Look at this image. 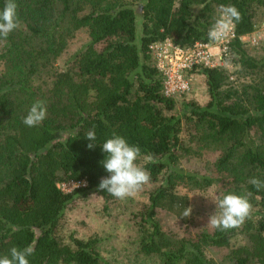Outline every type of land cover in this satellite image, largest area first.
<instances>
[{"label":"trees","instance_id":"obj_1","mask_svg":"<svg viewBox=\"0 0 264 264\" xmlns=\"http://www.w3.org/2000/svg\"><path fill=\"white\" fill-rule=\"evenodd\" d=\"M6 0H0V10ZM18 27L0 38V256L13 246L34 247L29 264H115L104 258L98 239L71 235L64 242L62 216L79 194L98 189L109 173L101 144L112 133L140 147L137 160L155 184L140 213L142 236L137 255L158 256L163 264H213L210 246H230L238 234L243 244L230 250L231 264H264V70L239 36L254 30L253 17L264 0H15ZM221 5L235 6L237 37L231 43L238 66L235 78L223 68L196 66L187 76L202 75L208 99L182 103L162 92L163 77L148 49L170 38L180 46L209 41ZM86 28L89 40L76 50L64 70L55 60ZM238 82V83H237ZM240 85V86H239ZM43 100L47 116L28 127L22 119L30 105ZM94 128L96 145L85 134ZM221 151L214 163L230 178L222 193L247 195L250 216L235 229L201 232L196 239L170 241L157 210L180 217L189 206L177 186L205 190L210 176L183 171L180 159ZM146 160V159H145ZM84 181L64 192L60 182Z\"/></svg>","mask_w":264,"mask_h":264},{"label":"rangeland","instance_id":"obj_2","mask_svg":"<svg viewBox=\"0 0 264 264\" xmlns=\"http://www.w3.org/2000/svg\"><path fill=\"white\" fill-rule=\"evenodd\" d=\"M220 14L218 15V19ZM254 30L242 38L247 52L260 60L261 69L264 70V7L257 9L253 17ZM89 40L86 28L78 29L73 40L66 46L55 60V68L64 70L67 61L73 53ZM228 65L223 68L230 74V79L235 78L234 73L238 66L233 59L228 60ZM1 70V66H0ZM238 83V82H237ZM190 91L175 100V111L179 112L182 103L194 100L203 104L208 99L205 79L202 75H191ZM240 86V85H239ZM220 150H205L201 156H186L180 159V164L185 172H196L210 176L213 183L205 190H192L185 185L177 186L179 192L187 193L189 206L192 212L187 223H182L172 214L163 210H157L156 217L160 222L162 230L170 241L179 239H196L201 232H211L206 223L209 215L215 211L212 201L215 195L222 193L230 183V178L224 173H218L214 169ZM141 166L146 163L144 158L137 160ZM71 184L65 188L71 192L81 186ZM85 185V184H84ZM155 184L148 183L134 197L119 200L113 197L108 201L89 191L75 197L64 210L62 216L61 235L64 242H70L71 235L81 239L96 237L98 249L101 255L115 264H163L158 256L137 255L138 242L142 236L139 228L140 213L148 203L149 192ZM243 244V235L238 234L230 243V246L207 248L208 255L213 264H231L230 250Z\"/></svg>","mask_w":264,"mask_h":264},{"label":"clouds","instance_id":"obj_3","mask_svg":"<svg viewBox=\"0 0 264 264\" xmlns=\"http://www.w3.org/2000/svg\"><path fill=\"white\" fill-rule=\"evenodd\" d=\"M240 19L241 14L235 6L221 5L220 19L209 29V39L225 38L229 24L233 21L238 22ZM18 26L15 0H6L3 9L0 10V38L6 39ZM46 116L45 102L36 100L30 105L22 122L28 127H35L44 121ZM85 137L90 141L87 147L93 148L96 145L94 128L89 130ZM100 146L105 153L101 164L109 175L100 179L98 189L119 200L136 196L151 179L150 173L137 163L141 155L140 147L129 144L123 136L116 133H112ZM145 159L146 162L156 163L151 156ZM249 182L257 189L264 188V181L257 177H252ZM212 201L215 204V211L209 215L206 223L212 229L228 231L239 228L250 216L252 205L247 195L232 192L219 193L212 198ZM191 212V206L184 207L180 217H189ZM33 253L32 245L24 248L13 246L9 249L8 255L0 256V264H29L28 257Z\"/></svg>","mask_w":264,"mask_h":264},{"label":"built area","instance_id":"obj_4","mask_svg":"<svg viewBox=\"0 0 264 264\" xmlns=\"http://www.w3.org/2000/svg\"><path fill=\"white\" fill-rule=\"evenodd\" d=\"M244 35L239 36V39L242 40ZM236 37L235 24L232 22L229 24L226 37L221 40L197 41L190 46L175 44L168 37L152 42L148 49L156 69L163 77V94L173 99L186 95L191 88L187 72L196 66L207 68L227 66L228 60L232 57L231 43ZM80 183L85 184L84 181L70 180L60 182L58 187L66 192L65 188L69 185Z\"/></svg>","mask_w":264,"mask_h":264}]
</instances>
